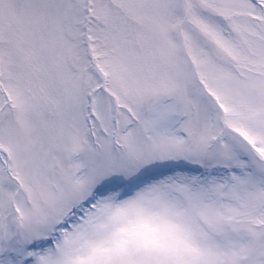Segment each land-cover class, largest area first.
Wrapping results in <instances>:
<instances>
[{
	"label": "rangeland",
	"instance_id": "1",
	"mask_svg": "<svg viewBox=\"0 0 264 264\" xmlns=\"http://www.w3.org/2000/svg\"><path fill=\"white\" fill-rule=\"evenodd\" d=\"M68 1L0 0V108L7 110L11 121H16L8 125L0 118V134L5 133L0 137V147L6 153L5 168L0 166V203L5 198L8 204H4L1 215L4 228H0V239L9 240L5 241L7 245L17 239V207L13 203L21 192L33 203L35 215L59 207L73 193L77 200L67 209V203L63 206L68 211L88 196L94 185L108 184L122 171L126 174L121 177L138 176L128 168L133 165L136 170L141 165L145 171L141 175L150 176L180 157L192 156L209 167L239 164L243 159L242 146L236 143V137L247 145L252 139L264 152V121L257 118L264 111V14L255 15L259 19L255 21L250 59L243 57L241 23L245 20L238 0H92L94 17L82 23L79 30L74 7L70 3L65 6ZM96 1L103 4L98 7ZM187 3L194 7L208 4L214 9L210 19L224 22L221 26L225 36L215 28L210 31L205 15L201 17L194 11L188 27L193 28L197 20L209 32L202 26V30L195 27L200 42L193 47L195 39L191 33L188 32L189 37L187 31L180 35V30H176L178 21L182 16L184 19V10L190 8ZM87 4L88 0H76L82 15ZM105 7L109 11L102 16L99 12L103 10L105 14ZM63 30L68 33L62 34ZM76 38L82 40L83 49L93 45L100 64L107 65V83L104 81L103 87L95 80H91V86L85 84L86 79L77 74L79 65L72 55L77 48L74 44L69 46ZM225 40L227 56L218 55L217 51H223L220 43ZM214 63L221 66L216 64L213 68ZM89 74L98 79L94 69ZM90 98L94 101H88ZM213 109L224 118L226 127H222V122L220 126V117ZM236 109L241 112L235 113ZM88 110L93 114L90 123L101 129L95 138L103 137L101 142L91 143L93 135L86 130L87 118L82 123L74 119L76 115L83 117ZM189 112L191 121L185 119ZM168 113L175 125L183 122L176 132L164 125ZM216 135L219 137L213 139ZM16 166L20 175L15 174ZM81 170L83 176L78 180ZM241 177L243 181L213 190L209 186L214 179L207 178L208 185L188 203L189 215L197 213V218L221 231L245 229L251 235L247 254H253V258L234 257L226 264L230 260L231 264H264V177L253 178L246 171ZM12 181L18 188L6 195L3 185ZM212 191L213 201L203 202ZM241 192L247 200L238 208L244 210L226 215L225 203ZM191 201L196 209L190 206ZM21 207L24 211L25 202ZM34 231L26 229L25 235ZM34 234L33 237L38 235ZM165 236L158 253L166 256L168 233ZM135 237L142 242L143 250H149L143 255L140 249V262L155 254L147 230ZM255 243L257 247L249 252ZM129 246H118L117 257L112 258L116 261L105 264H138L136 259L126 258H133L138 252ZM9 251L2 254L0 263L19 264L24 250L13 249L14 256ZM65 253L55 252L56 256L42 264H59ZM157 260L151 264H158ZM166 262L174 261L168 258Z\"/></svg>",
	"mask_w": 264,
	"mask_h": 264
},
{
	"label": "bare ground",
	"instance_id": "2",
	"mask_svg": "<svg viewBox=\"0 0 264 264\" xmlns=\"http://www.w3.org/2000/svg\"><path fill=\"white\" fill-rule=\"evenodd\" d=\"M173 116L177 119L176 115ZM171 119L172 115L168 113L164 125L167 130L176 132L179 125ZM201 185L202 181L195 174L177 171L142 184L129 195L119 197L107 193L96 197L83 209V218L74 217L65 228L62 243L68 244L69 262L86 264L97 257L113 254L117 242L123 245L132 243L136 230L147 229L150 237L160 242L159 237L165 228L178 227L177 222L186 213L187 196L195 193ZM244 199V195H238L231 201V206L238 207ZM137 208L141 211L140 217L133 222L128 220ZM247 238L245 233L220 235L194 223L193 231L175 251L184 263L223 264L234 247L237 253L246 248Z\"/></svg>",
	"mask_w": 264,
	"mask_h": 264
}]
</instances>
